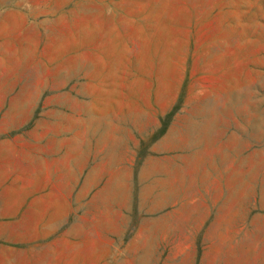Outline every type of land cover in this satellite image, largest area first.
Masks as SVG:
<instances>
[{"label":"rangeland","instance_id":"1","mask_svg":"<svg viewBox=\"0 0 264 264\" xmlns=\"http://www.w3.org/2000/svg\"><path fill=\"white\" fill-rule=\"evenodd\" d=\"M1 142L58 174L39 264H264V0H0Z\"/></svg>","mask_w":264,"mask_h":264},{"label":"crops","instance_id":"2","mask_svg":"<svg viewBox=\"0 0 264 264\" xmlns=\"http://www.w3.org/2000/svg\"><path fill=\"white\" fill-rule=\"evenodd\" d=\"M77 137L79 138V135L70 140L72 144H75ZM19 157L24 163L21 170L15 166ZM92 182L93 176L90 174L86 186H90ZM58 183L57 172L51 170L45 158L44 167H37L34 166L31 149L26 151L8 142L0 143V242L27 247L28 250L23 253H14L20 256L23 254L22 262L25 264H39L43 259L44 263H47V258L52 252L48 240L58 230V223L64 221V212L59 215L52 211V217L49 218L44 206H38L35 201L57 198ZM96 203L97 198L90 206ZM90 222L87 216L81 217L63 234L56 242L62 244L61 255H65V249L75 251L80 245L78 241L64 247L66 237L74 240L84 235L85 239L89 238ZM1 263L11 264L6 261Z\"/></svg>","mask_w":264,"mask_h":264}]
</instances>
